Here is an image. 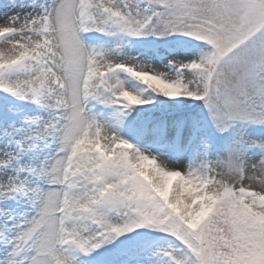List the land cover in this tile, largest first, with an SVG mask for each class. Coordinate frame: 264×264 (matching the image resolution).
<instances>
[{"label": "snow or ice", "instance_id": "snow-or-ice-1", "mask_svg": "<svg viewBox=\"0 0 264 264\" xmlns=\"http://www.w3.org/2000/svg\"><path fill=\"white\" fill-rule=\"evenodd\" d=\"M93 30L204 47L164 71L88 44ZM0 90L45 106L24 131L55 146L36 167L22 161L24 140L0 151V199L34 209L3 238L0 264H86L81 255L141 228L178 241L162 250L169 264H264V138L240 135L222 158L205 146L181 167L194 118L142 107L187 97L220 133L264 127V0H51L0 23Z\"/></svg>", "mask_w": 264, "mask_h": 264}, {"label": "rangeland", "instance_id": "rangeland-1", "mask_svg": "<svg viewBox=\"0 0 264 264\" xmlns=\"http://www.w3.org/2000/svg\"><path fill=\"white\" fill-rule=\"evenodd\" d=\"M50 3L51 0H0V23L7 21L14 14L23 15L27 12L39 11L42 5ZM84 39L88 44L94 46L102 45L116 48L117 45H120L118 50L120 59H124L126 56L136 57L146 65L164 71L171 70L170 61L173 58H196L202 54L204 47V42L181 34L166 37H120L93 30L85 33ZM120 76L131 85L143 87L141 82L136 81L127 73H120ZM3 93L15 100V103L8 105L5 111L0 113V151L11 150L17 147L18 141L24 140L26 151L22 156L23 163L32 167L39 166L54 151L55 146L41 140L27 139L26 137L29 134L24 129L28 125L32 129H36L40 120L48 117V110L42 104L23 100L0 90V95ZM3 103V100H1L0 105ZM189 103H192V105L189 106ZM142 107L144 109L155 108L158 114L161 111H166L194 118L196 123V126L194 123V129L201 136L200 145L194 147L183 140L184 144L190 147L188 154L183 155L187 156L186 163L189 159L195 158L198 152L202 153L205 146H207V152L211 158H222L227 154L228 145L233 143L240 135L264 138V127L257 125L237 124L227 132L220 133L203 102L192 98H166L157 95L154 105ZM102 111L110 112L111 108L103 107ZM260 155L261 152L258 148L250 149L248 152L250 161L259 159ZM183 164L184 162H179V166L182 167ZM33 211V205L23 198L0 199V255L4 254L3 238L14 235L19 221L25 215L33 214ZM174 243H178V241H175V238L170 234L154 229L141 228L124 234L116 241L105 244L91 256L81 255L80 258L85 260L86 264H102V262L104 264H110V262H114V264H128L130 262L133 264L134 259H132V256L137 254V249L140 247L145 246L149 249L158 246L163 250L164 246ZM140 261L139 264H155L144 259ZM159 264H169V258L164 256L163 261Z\"/></svg>", "mask_w": 264, "mask_h": 264}, {"label": "bare ground", "instance_id": "bare-ground-1", "mask_svg": "<svg viewBox=\"0 0 264 264\" xmlns=\"http://www.w3.org/2000/svg\"><path fill=\"white\" fill-rule=\"evenodd\" d=\"M161 68V67H160ZM195 121H190L189 124L183 129V140L187 141L188 143L192 144L194 147H198L200 145V134L194 129ZM168 246H164V249H166ZM156 255V257H154ZM132 259H134L133 264H139L141 262L140 260H146L147 262H152L155 264H159L163 261V251L160 247L155 246L152 248H146L145 246L140 247L137 249V254L132 256ZM128 264H131L130 262Z\"/></svg>", "mask_w": 264, "mask_h": 264}, {"label": "trees", "instance_id": "trees-1", "mask_svg": "<svg viewBox=\"0 0 264 264\" xmlns=\"http://www.w3.org/2000/svg\"><path fill=\"white\" fill-rule=\"evenodd\" d=\"M151 231V230H150ZM153 231V230H152Z\"/></svg>", "mask_w": 264, "mask_h": 264}]
</instances>
